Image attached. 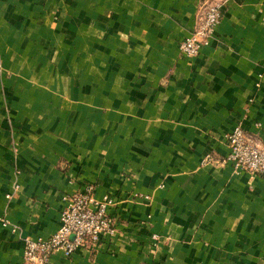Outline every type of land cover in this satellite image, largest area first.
I'll return each mask as SVG.
<instances>
[{"label": "crops", "instance_id": "0c3cea01", "mask_svg": "<svg viewBox=\"0 0 264 264\" xmlns=\"http://www.w3.org/2000/svg\"><path fill=\"white\" fill-rule=\"evenodd\" d=\"M237 125L264 145V0H0V264L88 185L115 233L51 264H264V174L219 163Z\"/></svg>", "mask_w": 264, "mask_h": 264}, {"label": "built area", "instance_id": "2783aa9c", "mask_svg": "<svg viewBox=\"0 0 264 264\" xmlns=\"http://www.w3.org/2000/svg\"><path fill=\"white\" fill-rule=\"evenodd\" d=\"M220 19L219 4L207 5L199 18L200 25L196 32L178 45L180 54L188 58L196 57L200 48L208 44ZM225 142L228 154L219 161L221 165L229 164L234 171L252 176L264 174V145L255 144L240 125L226 135ZM114 205V199L109 196L97 199L91 185L80 193L68 196L66 206L60 214V225L52 235L23 240V261L25 264H51L50 258L57 251L70 256L81 248L97 245L102 239L111 238L115 228L109 211Z\"/></svg>", "mask_w": 264, "mask_h": 264}]
</instances>
